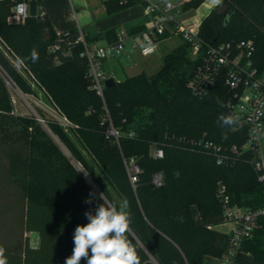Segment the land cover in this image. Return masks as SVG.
I'll list each match as a JSON object with an SVG mask.
<instances>
[{"label": "trees", "instance_id": "obj_1", "mask_svg": "<svg viewBox=\"0 0 264 264\" xmlns=\"http://www.w3.org/2000/svg\"><path fill=\"white\" fill-rule=\"evenodd\" d=\"M23 1L29 4L28 18L10 22ZM204 1L188 0L183 10H197ZM42 2L0 0V259L5 264H65L76 226L89 222L84 213L95 214L104 193L117 207L127 201V237L141 264H219L229 235L216 229L223 224L218 188L225 186L233 205H264V186L252 165L255 154L243 149L247 128L225 106L229 91L224 80L203 98L193 95L187 85L199 60L181 39L154 74L128 77L105 88L101 97L79 46L73 58L55 63L52 46L75 40L79 30L59 36ZM135 5L104 2L108 16ZM144 26L140 21L127 30L139 33ZM81 31L88 42L117 38V29L97 34L89 26ZM200 38L204 50L252 40L254 64L264 71V0H222L202 20ZM6 81L25 95L42 92L69 125L37 107L38 118L16 114ZM227 116L234 118L230 125L223 123ZM202 140L221 148L228 161L219 164L214 152L194 146ZM156 147L163 158L153 157ZM130 161L140 170L135 183L127 169ZM158 173L164 177L161 187L153 182ZM26 233L38 234L37 247ZM241 250V264H264V228Z\"/></svg>", "mask_w": 264, "mask_h": 264}, {"label": "built area", "instance_id": "obj_2", "mask_svg": "<svg viewBox=\"0 0 264 264\" xmlns=\"http://www.w3.org/2000/svg\"><path fill=\"white\" fill-rule=\"evenodd\" d=\"M219 3H215L213 7L203 4L211 12ZM120 4H137L144 7L147 20L141 32L128 35L125 30H120L114 41L100 43L88 42L81 28H78L79 35L75 40L61 39L60 41L63 42L54 44L50 49L51 53L57 55L55 63L61 64L63 59L73 58L79 46V54L86 60L93 88L99 96L103 97L105 81L109 79L101 69L103 60L122 56L126 53L128 46L131 52H138L142 56L154 55L161 38L166 34L177 36L188 42L191 45L192 58L199 60L188 81V88L193 95L203 98L217 81L224 80L229 91L225 106L238 123L247 128V142L243 149H250L255 154L252 165L264 186V150L261 145L264 139V71H260L254 64L253 41L207 45L204 50L200 38V26L203 19L200 20L199 17L191 21L182 19L184 1L120 0ZM29 13V4L23 1L14 7L9 21L24 22ZM64 33H58V35L61 36ZM15 113L17 114L16 111ZM60 123L64 127L69 125L65 118ZM110 134L114 135L116 132L112 130ZM194 146L214 152L219 164L228 161V158L221 154V148L210 142L202 140L194 143ZM232 151L237 153L238 149L233 147ZM152 154L156 159L164 156L163 150L159 147L154 148ZM127 169L132 183H135L140 173L138 166L134 161H130ZM153 182L157 187H161L164 184L163 174H156ZM217 196L223 209V224L220 226H226L227 231L223 233L229 235L226 252L219 259V264H241L238 258L242 253L243 243L251 239L257 230L264 228V205L257 209L233 205L223 185L218 188Z\"/></svg>", "mask_w": 264, "mask_h": 264}, {"label": "clouds", "instance_id": "obj_3", "mask_svg": "<svg viewBox=\"0 0 264 264\" xmlns=\"http://www.w3.org/2000/svg\"><path fill=\"white\" fill-rule=\"evenodd\" d=\"M32 57L37 58L35 50ZM222 120L225 125L234 122L232 116L222 117ZM99 198L104 203L96 208L95 214L91 211L84 213L89 222L76 226L73 234L74 248L65 259V264H81L82 259L86 260V264H141L136 248L127 237L131 224L127 201L117 207L104 193ZM85 202L91 203V199ZM3 251L0 248V257ZM0 264H5V261L0 259Z\"/></svg>", "mask_w": 264, "mask_h": 264}, {"label": "rangeland", "instance_id": "obj_4", "mask_svg": "<svg viewBox=\"0 0 264 264\" xmlns=\"http://www.w3.org/2000/svg\"><path fill=\"white\" fill-rule=\"evenodd\" d=\"M73 1V6L75 11L79 13L82 10H88L91 15V26H93L99 18L105 17L106 13L103 11L104 6L102 0H86V2L82 3V5L78 4L75 0ZM96 1V2H95ZM222 0H220L221 2ZM217 2V0H205L208 6L213 7V5ZM98 3V4H97ZM97 8V9H96ZM210 12L209 8L202 4L197 10H193L190 12V15H195V17H199L201 20L204 18L207 13ZM95 14V16H93ZM78 22L82 24L81 17L78 14ZM77 23V21L75 20ZM82 28L85 30V26L82 24ZM86 32V31H85ZM181 39L177 36H172L170 38L164 39L160 41L159 48L156 54L151 56H142L140 53H129V49L126 53L118 58H108L101 62V69L106 74V76H110L114 78L116 81H123L128 77L137 75L139 73H146L148 75L154 74L162 65L163 56L170 52L173 48L177 47L181 43ZM17 68L23 73L20 66ZM7 82V86L10 89L13 103L15 106V111L19 115H36L37 112L35 107L40 108L46 114L47 117L57 119L59 122H63V118L57 112V110L49 103L45 95L37 90V96L34 95H25L20 91L18 87L12 84L9 81ZM38 118V116H37ZM41 124L47 129V125L39 119ZM48 130V129H47ZM262 149L264 150V139L261 141ZM65 150V149H64ZM66 151V150H65ZM67 152V151H66ZM80 172L86 177V179L93 184L89 176L82 170V168L75 162ZM93 186L97 189L96 185ZM217 229L221 232L227 231L226 226H218ZM25 236L29 237L30 245L32 247H37L39 244V237L37 233H26Z\"/></svg>", "mask_w": 264, "mask_h": 264}, {"label": "crops", "instance_id": "obj_5", "mask_svg": "<svg viewBox=\"0 0 264 264\" xmlns=\"http://www.w3.org/2000/svg\"><path fill=\"white\" fill-rule=\"evenodd\" d=\"M75 1L80 5H82L83 2L84 3L86 2V0H75ZM105 1L106 0H102L103 6H104ZM170 1H174V2L184 1V2H186L188 0H170ZM219 2H220V0H217L216 4ZM42 8L44 10L45 15L51 21L53 28L57 34L63 33V32H66V31H69V30H72L75 28L83 29L82 24H83V26H85V28L92 25L91 24V22H92L91 15L88 12V10H82L79 13H77L75 11L74 6H73L72 0H43ZM103 11H105V13H106L105 7H104ZM191 11H193V10L184 11V13L182 14V19H184L186 21H191L193 18H196L195 15L194 16L190 15ZM78 14L81 17L82 24H80L78 22L79 21L78 20ZM208 14H209V12L207 13V15ZM93 16H95V14H93ZM204 18H202V19H204ZM75 20L77 21V23L75 22ZM146 20H147V16H146V12H145L144 7L141 5H135L133 7H130L128 9L120 12V13L109 15V16L106 15L105 17L99 18L95 23H93L94 25L92 26V31L94 33L100 34V33L106 32L110 29H117V33L120 30H125L128 35H134L137 33H130L127 30L128 26L131 24H134V23L136 24L140 21L145 24ZM170 37H172V36H170ZM97 42L106 43L109 41L102 40V41H97ZM158 48H159V44H158ZM128 49H129L130 54L135 53L133 51L131 52V49L129 46H128L127 50ZM107 77L111 78L110 76H107Z\"/></svg>", "mask_w": 264, "mask_h": 264}, {"label": "water", "instance_id": "obj_6", "mask_svg": "<svg viewBox=\"0 0 264 264\" xmlns=\"http://www.w3.org/2000/svg\"><path fill=\"white\" fill-rule=\"evenodd\" d=\"M118 81H116L113 78H109L105 81V86L106 88H111L113 87ZM52 134V133H51ZM52 136L54 137V139L59 143L58 139L52 134ZM61 145V144H60ZM64 149V148H63Z\"/></svg>", "mask_w": 264, "mask_h": 264}]
</instances>
